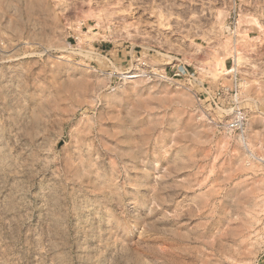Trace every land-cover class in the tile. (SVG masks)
I'll use <instances>...</instances> for the list:
<instances>
[{"label":"rangeland","instance_id":"374dc122","mask_svg":"<svg viewBox=\"0 0 264 264\" xmlns=\"http://www.w3.org/2000/svg\"><path fill=\"white\" fill-rule=\"evenodd\" d=\"M222 5L0 0V264H264V0Z\"/></svg>","mask_w":264,"mask_h":264},{"label":"built area","instance_id":"2783aa9c","mask_svg":"<svg viewBox=\"0 0 264 264\" xmlns=\"http://www.w3.org/2000/svg\"><path fill=\"white\" fill-rule=\"evenodd\" d=\"M241 10L240 7L238 6V0H235V5L233 6L232 9V13L230 16H232V22L229 24V30L231 33H233L235 36L238 32V28H239V24H240V14ZM182 68L187 70L186 66H182ZM239 84H238V77L237 74L235 75V85L232 88L234 95H239ZM221 91L220 90H216L214 91V93L209 92L208 95H221ZM247 122V115L245 113V111L238 109L235 117L228 123V127L230 129H236V130H240L243 129L245 124Z\"/></svg>","mask_w":264,"mask_h":264},{"label":"crops","instance_id":"0c3cea01","mask_svg":"<svg viewBox=\"0 0 264 264\" xmlns=\"http://www.w3.org/2000/svg\"><path fill=\"white\" fill-rule=\"evenodd\" d=\"M168 2H171V3H175L177 4V6H181V5H184V6H189V7H192V4L193 2L194 3H198L200 5H205L207 6V10L211 9V10H214V11H218L220 10V8L218 7V5H220L221 7H223V0H166ZM251 0H241V3H240V10L243 9H247L248 8V4ZM263 24H264V20H262ZM208 24H209V19H206L204 20L203 24V27L201 29V35H204V36H211L212 33H211V28L208 27ZM254 30L256 31L257 28L256 27H253ZM248 29V28H247ZM251 29V28H250ZM227 67L228 64H226Z\"/></svg>","mask_w":264,"mask_h":264},{"label":"bare ground","instance_id":"6f19581e","mask_svg":"<svg viewBox=\"0 0 264 264\" xmlns=\"http://www.w3.org/2000/svg\"><path fill=\"white\" fill-rule=\"evenodd\" d=\"M130 77H136V76L132 75V76H130Z\"/></svg>","mask_w":264,"mask_h":264}]
</instances>
